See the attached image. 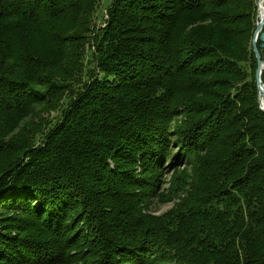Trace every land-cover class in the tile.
<instances>
[{"label": "trees", "instance_id": "trees-1", "mask_svg": "<svg viewBox=\"0 0 264 264\" xmlns=\"http://www.w3.org/2000/svg\"><path fill=\"white\" fill-rule=\"evenodd\" d=\"M101 1L0 0V264H264L256 1Z\"/></svg>", "mask_w": 264, "mask_h": 264}, {"label": "rangeland", "instance_id": "rangeland-1", "mask_svg": "<svg viewBox=\"0 0 264 264\" xmlns=\"http://www.w3.org/2000/svg\"><path fill=\"white\" fill-rule=\"evenodd\" d=\"M256 1V6H257V0ZM112 3V0H102L97 11H96V14H95V18H94V22L95 24L98 26V27H103L104 26V23H105V19L107 17L106 15V12H107V9L109 8V6L111 5ZM258 9V8H257ZM258 14H257V20H258ZM259 22V21H258ZM257 27V26H256ZM256 31V30H255ZM91 55V54H90ZM92 57L91 56H88V62H86V65L89 69H91L93 67V62H92ZM90 60V62H89ZM60 114L61 113H52L51 114V119L53 120V122H56L57 120H59V117H60ZM184 167L182 166L181 167V170H183ZM174 173L170 174L169 176H167V178H165L167 181H170L173 177ZM169 188V184L167 185H164L162 187V193L163 191H166L168 190ZM175 202H177V200L173 201V202H165V201H161L159 198H156L152 201V205L150 207L151 209V213H154L156 215H161V214H164V213H167L169 212Z\"/></svg>", "mask_w": 264, "mask_h": 264}, {"label": "water", "instance_id": "water-1", "mask_svg": "<svg viewBox=\"0 0 264 264\" xmlns=\"http://www.w3.org/2000/svg\"><path fill=\"white\" fill-rule=\"evenodd\" d=\"M263 28H264V16L257 23L256 31L253 38V49L258 60V69L256 71V82L258 86L259 105L261 110L264 112V107L262 106V102H261V93L264 94V84L262 83V75L264 73V61L261 59V53L258 49V40H261L264 46Z\"/></svg>", "mask_w": 264, "mask_h": 264}, {"label": "bare ground", "instance_id": "bare-ground-1", "mask_svg": "<svg viewBox=\"0 0 264 264\" xmlns=\"http://www.w3.org/2000/svg\"><path fill=\"white\" fill-rule=\"evenodd\" d=\"M257 8H258V20L260 21L264 16V0H257ZM261 102L264 107V94L261 93Z\"/></svg>", "mask_w": 264, "mask_h": 264}]
</instances>
